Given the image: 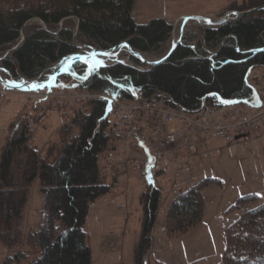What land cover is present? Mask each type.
Here are the masks:
<instances>
[{
  "label": "trees",
  "instance_id": "16d2710c",
  "mask_svg": "<svg viewBox=\"0 0 264 264\" xmlns=\"http://www.w3.org/2000/svg\"><path fill=\"white\" fill-rule=\"evenodd\" d=\"M135 0H0V74L12 82L46 81L76 55L87 50L111 51L126 43L132 51L158 54L169 42L173 27L164 19L136 24ZM264 0H243L246 12L219 26L203 27L201 44L182 40L164 63L140 71L121 63L87 68L71 64L56 78V88L85 93H111L132 99L135 89L146 100L156 99L174 109L195 112L207 103H249L254 90L252 70L264 79ZM255 10V11H253ZM76 21V31L70 20ZM38 20L43 27L25 26ZM61 25V27H59ZM59 27V28H58ZM20 37L23 40L19 43ZM139 64V60L129 57ZM87 112L78 111L58 131L60 150L52 146L40 158L31 142L26 121L17 118L0 155V243L9 250L21 243V221L30 187L38 178L43 195V218L26 236L29 255L18 251L2 264H91L83 226L90 205L108 193L97 163L108 138L104 102L92 100ZM75 129L76 134L70 136ZM70 136V137H69ZM220 186L203 179L171 199L164 230L174 238L192 230L202 219L205 188ZM254 194L238 198L225 215L243 211L224 229L225 247L220 264H264V203ZM160 204V193L150 186L139 197L141 233L133 249V264H144Z\"/></svg>",
  "mask_w": 264,
  "mask_h": 264
},
{
  "label": "rangeland",
  "instance_id": "374dc122",
  "mask_svg": "<svg viewBox=\"0 0 264 264\" xmlns=\"http://www.w3.org/2000/svg\"><path fill=\"white\" fill-rule=\"evenodd\" d=\"M242 1L135 0L132 18L136 24H145L153 19H164L173 27L171 38L164 46L162 52L158 54H142L144 59L147 62L160 60L169 51L172 44L178 40H180V43L182 40H185L194 46L201 44L203 37L202 24L194 21H184V19L188 17H202L213 22L222 19L231 12L234 15H230L228 20L233 19L246 13L237 11V7L242 4ZM70 23L75 36L76 21L71 19ZM31 26L43 27L42 23L38 20L28 23L25 28ZM22 40L23 38L20 37L19 43ZM74 43L77 48L85 50L86 53L93 51L87 50L77 40ZM111 51L116 54L114 59L101 56L96 57L98 63L102 66H107L122 61L120 62L121 64L134 67L140 71L152 67L142 64L140 60L138 65L133 63L129 58L132 57L129 56V51L122 45ZM8 53H0V60L8 55ZM82 63L87 68H93L90 62ZM34 82L38 83L39 81ZM8 83L12 85L7 76L0 74V155L2 148L11 136L10 126L16 123L17 118L20 117L30 127L31 142L40 158H45L52 146L57 148L50 158V162H53L58 157V151L61 147L58 136L59 129L68 123L76 112H87L90 101L101 100L99 98L100 95L106 94H88L78 90L80 94L92 96L84 104L78 106L73 101L72 92L59 89L54 91L49 101L39 103L37 101L38 97L31 94H16L15 92H10L12 94H9L3 89L9 86ZM248 83L253 88L254 94L248 105L241 107L242 112H247L248 106L256 107L258 105V97L264 93L262 72L258 69L252 70L248 76ZM60 97H62V100L59 101L61 103L63 101L64 104L58 109L57 114H48L49 110H53L56 98ZM121 103L128 105V102L124 100H120ZM213 104H208L211 109H213ZM41 105L46 108H41ZM225 113L228 112L226 111ZM46 114L48 115L45 120L41 122L36 121ZM107 124L106 131H108L110 125L108 121ZM170 127L177 128L176 125H171ZM136 132L139 133L140 137H145L148 142H153L146 124L145 127H141ZM164 132H166V129H164ZM75 134L76 130L73 129L70 136H74ZM250 137V141L244 146L242 145L241 137H235L233 141L227 142L212 138L202 144L204 150L212 153L211 159L204 162L203 168L193 170L190 175H182L181 179H189L193 185H196L203 179H216L220 182V186L209 187L203 192L204 213L198 226L187 232L186 235L174 238L166 236L163 226L166 208L172 197L161 194L156 222L151 234V246L144 255V264L220 263L225 247L224 228L237 218V213L235 212L226 216V210L238 198L252 194L258 197V202L247 210L264 203V132L252 134ZM129 154L130 160L133 161L132 166L136 171H139L138 174L142 178L141 169L144 157L132 143ZM136 171H133L131 174V183L119 184L124 189H121L118 203H125L127 208L117 211V206H106L104 205L103 197L99 198L100 200L96 206L90 207V212L83 226V232L86 236V243L90 248L91 264H133V249L141 233L140 220L142 209L139 205V197L146 189V185L139 179ZM173 175L174 173L172 172L170 176L173 177ZM102 178L105 184H113L109 183L112 180L108 176L103 175ZM178 178L180 179V177ZM168 182L169 180H166V183ZM154 186L161 188L162 182L154 184ZM125 189L129 190V195H126ZM43 200V195L39 191V180L36 178L30 187L26 208L21 221L22 236L20 246L9 250L0 243V264L3 263L6 257H11L18 251L28 254L30 259L36 256L35 253L28 250L25 240L27 233L30 230L38 228L42 222ZM112 200L114 201V199ZM114 204H116L115 201ZM105 207H109V212L103 216H99L97 211H101ZM125 216L126 219H124ZM103 237L106 238L103 241L104 246H101Z\"/></svg>",
  "mask_w": 264,
  "mask_h": 264
},
{
  "label": "built area",
  "instance_id": "2783aa9c",
  "mask_svg": "<svg viewBox=\"0 0 264 264\" xmlns=\"http://www.w3.org/2000/svg\"><path fill=\"white\" fill-rule=\"evenodd\" d=\"M69 92H72L73 101L78 106L92 97L80 94L78 90ZM53 93L54 91L46 90L28 94L38 97L39 103H46ZM131 95L128 105L120 104L121 99L113 94L106 93L99 97L105 102V114L101 120L110 124L106 131L108 141L98 160L100 174L108 176L113 183L109 186L108 194L121 191L119 184L132 182L131 174L136 170L130 160L131 143L144 157L142 178L139 171H136L139 179L144 184L162 182V187H158L159 191L175 196L191 186L190 182L182 181L178 176L202 168L204 162L211 159V153L203 149L202 144L205 141L217 138L227 142L241 137L242 143L246 144L250 140V134L264 132V93L259 98L258 106L247 108V112L241 111L242 105L217 104H213V109L207 104L208 106L202 105L198 111L186 112L174 110L156 99H143L136 95L135 90ZM59 100L62 97L56 98V105L54 104L53 110H49L48 114H57L64 104ZM48 114L42 115L36 121L45 120ZM145 124L153 142H148L136 132L145 127ZM171 125H176L177 128H171ZM172 172L173 177L170 176ZM166 180L169 182L166 183ZM125 190L128 195L129 190ZM102 199L106 203V196ZM117 208L122 210L125 204H118Z\"/></svg>",
  "mask_w": 264,
  "mask_h": 264
},
{
  "label": "water",
  "instance_id": "95a60500",
  "mask_svg": "<svg viewBox=\"0 0 264 264\" xmlns=\"http://www.w3.org/2000/svg\"><path fill=\"white\" fill-rule=\"evenodd\" d=\"M261 9H264V7H261V8L255 9V10H261ZM255 10H253V11H255ZM230 15H234V13L231 12V13L225 15L222 19H220L218 21H213V22L209 21L206 18H202V17H188V18H185L184 21H194V22H197L199 24L207 25V26H219V25L225 23L228 20ZM179 44H180V40H178L176 43L172 44L169 51L160 60H158L156 62H147L141 53L132 51L126 43L122 44V46L126 47V49L129 51V56L137 58L144 65H149V66L154 67L156 65H159V64L166 62L173 55V53L175 52V50ZM94 56H102V57L114 59L116 54L112 51L93 50L92 53L86 57H80L79 55H76L68 63H66L62 68H60L55 76H58L59 74H61L64 70H66L74 62L87 61ZM120 62H122V61H119L118 63H120Z\"/></svg>",
  "mask_w": 264,
  "mask_h": 264
},
{
  "label": "crops",
  "instance_id": "0c3cea01",
  "mask_svg": "<svg viewBox=\"0 0 264 264\" xmlns=\"http://www.w3.org/2000/svg\"><path fill=\"white\" fill-rule=\"evenodd\" d=\"M185 179H186V178H185ZM109 183H112V182H109ZM116 186L119 187L118 184H117ZM120 189H124V188H123L122 186H120ZM206 189H207V188H205V189L202 191V196H203V192H204ZM120 192H121V191H119L118 193H109V195L106 196L107 201H106V203H104V205H106V206H110V207H116L118 204H121L120 202L118 203V201H119V196H120ZM112 199H114V201L116 202V204H114V201H113ZM100 204H102V203H100ZM123 204H125V203H123ZM96 205H97V204H95L94 206H96ZM167 207H168V206H167ZM125 208H127V207H126V204H125ZM125 208H124V209H125ZM116 210H117V211H118V210L120 211V209H118L117 207H116ZM89 212H90V209H89ZM107 212H109V207H105V209H102L101 211L98 210V211H97V214H98L99 216H103V215H105ZM235 213H237V218H236V219H238L239 216L243 213V211H238V212H235ZM88 214H89V213H88ZM123 216H124V215H123ZM164 218H165V217H164ZM236 219H235V220H236ZM235 220H234V221H235ZM234 221H233V222H234ZM200 222H201V221H200ZM200 222H199V223H200ZM233 222H232V223H233ZM199 223H198V224H199ZM198 224H197L196 226H198ZM230 224H231V223H230ZM230 224H228V225H230ZM228 225H227V226H228ZM163 226H164V222H163ZM196 226H195L194 228H196ZM227 226H226V227H227ZM226 227H225V228H226ZM194 228H193V229H194ZM225 228H224V229H225ZM193 229H192V230H193ZM164 231H165V230H164ZM189 232H190V231H189ZM165 234H166V232H165ZM186 234H187V233H186ZM186 234H184V235H186ZM166 236H167V235H166ZM181 236H182V235H181ZM178 237H179V236H178ZM105 238H106V237H103V240L101 241V246H104V245H103V241L105 240ZM223 251H224V250H223ZM219 264H220V263H219Z\"/></svg>",
  "mask_w": 264,
  "mask_h": 264
},
{
  "label": "snow or ice",
  "instance_id": "6c2138e0",
  "mask_svg": "<svg viewBox=\"0 0 264 264\" xmlns=\"http://www.w3.org/2000/svg\"><path fill=\"white\" fill-rule=\"evenodd\" d=\"M32 87L35 89V88H37V87H39V86H37V85H33Z\"/></svg>",
  "mask_w": 264,
  "mask_h": 264
},
{
  "label": "bare ground",
  "instance_id": "6f19581e",
  "mask_svg": "<svg viewBox=\"0 0 264 264\" xmlns=\"http://www.w3.org/2000/svg\"><path fill=\"white\" fill-rule=\"evenodd\" d=\"M53 76V75H52Z\"/></svg>",
  "mask_w": 264,
  "mask_h": 264
}]
</instances>
